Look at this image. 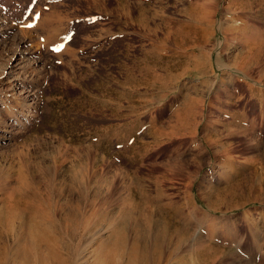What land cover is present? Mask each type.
Segmentation results:
<instances>
[{
  "label": "rangeland",
  "instance_id": "374dc122",
  "mask_svg": "<svg viewBox=\"0 0 264 264\" xmlns=\"http://www.w3.org/2000/svg\"><path fill=\"white\" fill-rule=\"evenodd\" d=\"M232 2L0 0V264H264V140L207 125L195 80L197 13H252L232 61L264 64V0Z\"/></svg>",
  "mask_w": 264,
  "mask_h": 264
},
{
  "label": "crops",
  "instance_id": "0c3cea01",
  "mask_svg": "<svg viewBox=\"0 0 264 264\" xmlns=\"http://www.w3.org/2000/svg\"><path fill=\"white\" fill-rule=\"evenodd\" d=\"M232 3V0H225V4L231 7L228 10L232 11ZM222 18V21L220 18L206 19L197 13L192 19V35L202 38L212 37L211 41H206L211 50L217 54L215 71L201 73L195 79L198 98H202L200 105L202 115L207 125L220 127L223 133L222 138L225 140H232V126L239 125L246 129L252 128L251 134L264 140V64L261 63L263 64L261 67L256 65L254 75H251L246 67L243 70L237 62L232 61V35L233 37H252L254 31L252 13L246 12L234 26H232L234 22L232 12L224 14ZM215 35L223 37L224 40L214 41ZM199 47L207 46L203 44ZM187 53L191 58L196 57L193 50H188ZM189 89L192 90V88ZM240 100L243 102L240 107H237L236 103ZM210 138H216V136ZM219 140H221L220 137L209 146H216ZM223 142L224 140L221 141L222 145L219 144V148H224Z\"/></svg>",
  "mask_w": 264,
  "mask_h": 264
},
{
  "label": "bare ground",
  "instance_id": "6f19581e",
  "mask_svg": "<svg viewBox=\"0 0 264 264\" xmlns=\"http://www.w3.org/2000/svg\"><path fill=\"white\" fill-rule=\"evenodd\" d=\"M211 5V4H210ZM202 10H204V9H202ZM200 13H202V12H200ZM211 14V13H210ZM210 16V15H209ZM194 20H196V19H194ZM197 21V20H196ZM209 21V20H208ZM212 22V21H211ZM210 23V22H209ZM4 28V27H3ZM1 29V28H0ZM2 32H1V34H2V36H3V38L5 37V36H7V35H9L10 33V31L9 30H5V28H4V30L2 29L1 30ZM243 35V34H242ZM1 38V37H0ZM5 38H7V37H5ZM241 39V38H240ZM3 40H1L0 42H2ZM21 43V42H20ZM4 44V43H3ZM19 44V43H18ZM18 47H20V46H18ZM24 52H23V50L21 49V51L18 49L17 51H16V53L13 55V56H15L18 60V63H19V61H25V62H27L26 64H27V66H19L18 65V63H16L15 62V59L14 60H12L11 61V63L9 62V64H7V66H6V68L7 69H9V72H8V74L11 76V77H16L17 76V70H18V68L19 69H24L25 67H31V66H35V63L37 62V60L35 59V57H31V56H26L27 58H25L23 55ZM11 60V59H10ZM25 64V65H26ZM29 77H31V75H29ZM16 79V78H15ZM23 85H25V84H23ZM27 88H30V87H27ZM36 90H37V87H36ZM35 90V91H36ZM22 91V90H21ZM24 94L23 95H25V97L26 98H30V97H33V95H34V92H30V91H25V92H23ZM34 98V97H33ZM20 100V99H19ZM22 100V99H21ZM27 100V99H26ZM23 102V101H22ZM31 104V103H30ZM1 122H3V121H1ZM4 124V123H3ZM208 135V134H207ZM207 142L209 143H212V141H210V140H207ZM212 145V144H211ZM224 154V153H223ZM211 207V206H210ZM196 209V208H195ZM211 209V208H210ZM209 223V222H208ZM210 224V223H209ZM199 228V227H198ZM212 229V228H211ZM206 231V230H205ZM224 231V230H223ZM227 232H224V233H221V238H223L224 239V242H225V237H227V238H229L230 239V241L232 240H234V239H236V237H237V233H236V229L233 227H231L230 229H228V230H226ZM218 232H220V229H216L215 228V230H212V233H213V235L215 236H218V237H220V235H217V233ZM238 241V240H237ZM198 242V241H197ZM235 242V241H234ZM237 245V244H236ZM238 246H239V244H238ZM182 249V248H181ZM202 249V248H201ZM199 250H200V248H198L195 244H191V243H188L185 247H184V252H190V251H196V252H198L199 253ZM201 251V250H200ZM255 251V250H254ZM260 252H261V250H260ZM197 254V253H196ZM202 254H204V253H202ZM201 255V254H200ZM203 257H204V259H205V262L203 263V264H208V263H210L211 261L209 260V257H208V255L207 254H204V255H202ZM257 256V255H256ZM235 259V258H234ZM234 259H233V261H234ZM262 262V261H261ZM232 263V262H231ZM234 263V262H233ZM234 264H247V262H245L244 260H242L241 258H239L238 257V259L236 260V263H234Z\"/></svg>",
  "mask_w": 264,
  "mask_h": 264
},
{
  "label": "snow or ice",
  "instance_id": "6c2138e0",
  "mask_svg": "<svg viewBox=\"0 0 264 264\" xmlns=\"http://www.w3.org/2000/svg\"><path fill=\"white\" fill-rule=\"evenodd\" d=\"M37 2H38V0H30V3H31V4H35V3H37ZM39 18H40L39 13H36V14H35V19L38 20ZM28 27H29V28H32V27H34V25L29 24ZM59 50H60V49H56V51H59Z\"/></svg>",
  "mask_w": 264,
  "mask_h": 264
}]
</instances>
